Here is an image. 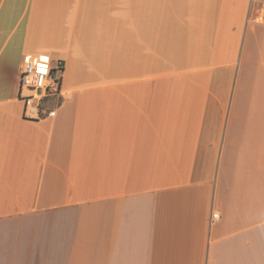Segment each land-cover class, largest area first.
Here are the masks:
<instances>
[{
	"label": "crops",
	"instance_id": "crops-1",
	"mask_svg": "<svg viewBox=\"0 0 264 264\" xmlns=\"http://www.w3.org/2000/svg\"><path fill=\"white\" fill-rule=\"evenodd\" d=\"M255 1L0 0V264H264Z\"/></svg>",
	"mask_w": 264,
	"mask_h": 264
},
{
	"label": "built area",
	"instance_id": "built-area-1",
	"mask_svg": "<svg viewBox=\"0 0 264 264\" xmlns=\"http://www.w3.org/2000/svg\"><path fill=\"white\" fill-rule=\"evenodd\" d=\"M256 18L264 21V8H261ZM40 67L46 68L47 71L39 72ZM61 85L62 67L55 66L48 55H24L18 93L19 99L24 102L23 116L29 120L41 119L47 102L59 96ZM218 219L219 214L213 213L211 223Z\"/></svg>",
	"mask_w": 264,
	"mask_h": 264
},
{
	"label": "rangeland",
	"instance_id": "rangeland-1",
	"mask_svg": "<svg viewBox=\"0 0 264 264\" xmlns=\"http://www.w3.org/2000/svg\"><path fill=\"white\" fill-rule=\"evenodd\" d=\"M6 8H7V5H5L3 8H1V12H2V14L5 12V10H6ZM261 8H264V2H262L261 3V0H257V1H255V3H254V5H253V8H252V14H253V17L252 18H254V20L255 21H258V23H264V21H262L261 19H257L256 18V16H258L259 15V11H261ZM16 39V38H15ZM13 42H14V40H13ZM9 48V47H8ZM7 48V49H8ZM6 49V50H7ZM5 50V51H6ZM5 51H4V53H5ZM8 51V50H7ZM62 70H63V68H62Z\"/></svg>",
	"mask_w": 264,
	"mask_h": 264
},
{
	"label": "clouds",
	"instance_id": "clouds-1",
	"mask_svg": "<svg viewBox=\"0 0 264 264\" xmlns=\"http://www.w3.org/2000/svg\"><path fill=\"white\" fill-rule=\"evenodd\" d=\"M42 68H44V67H40V68L38 69V71L41 72V73H44L43 71H41ZM25 83L27 84L28 81L26 80Z\"/></svg>",
	"mask_w": 264,
	"mask_h": 264
},
{
	"label": "snow or ice",
	"instance_id": "snow-or-ice-1",
	"mask_svg": "<svg viewBox=\"0 0 264 264\" xmlns=\"http://www.w3.org/2000/svg\"><path fill=\"white\" fill-rule=\"evenodd\" d=\"M41 71H43V72H46V71H47V69H46V68H42V69H41Z\"/></svg>",
	"mask_w": 264,
	"mask_h": 264
}]
</instances>
